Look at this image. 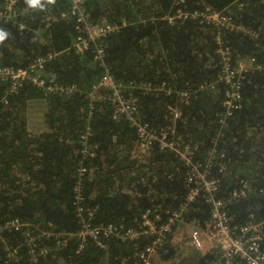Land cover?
Masks as SVG:
<instances>
[{
  "label": "trees",
  "instance_id": "trees-1",
  "mask_svg": "<svg viewBox=\"0 0 264 264\" xmlns=\"http://www.w3.org/2000/svg\"><path fill=\"white\" fill-rule=\"evenodd\" d=\"M6 1L0 0V10ZM185 1H83L92 23L118 26L102 40L114 78L124 85L165 81L171 89L134 91L138 119L158 135L168 132L175 144L161 148L154 142L143 153L136 150L137 126L125 116L116 119L108 100L88 96L103 70L91 49L78 52L74 47L78 22L71 12L73 0H15V14L0 19L5 34L0 66L27 67L44 57L49 83L78 86L72 94L45 96L29 83L8 93L0 80V264H146L142 251L159 236L125 232L141 231L147 210L158 232L166 225L172 234L166 240L163 232V244H156L150 259L171 264L179 255L171 242V219L204 227L211 218L201 189L188 199L195 186L189 181L190 157L211 164L208 176L220 179L218 196L227 201L235 224L264 218V0ZM206 7L225 11L243 25L221 33L233 66L245 58L259 66L244 72L242 107L232 114L224 106L227 84L219 76L218 34L199 20H168L179 8L192 12ZM184 91L188 103L181 101ZM34 98L46 100L45 126L32 129L26 111ZM170 105L181 110L179 117ZM88 130V142L96 145L91 157L80 153L81 134ZM186 145L193 152L182 156L179 150ZM81 165L87 166L85 172ZM78 184L84 217L94 226L115 227L98 240L87 238L80 251ZM219 257L206 253L202 263ZM223 264L247 262L234 255Z\"/></svg>",
  "mask_w": 264,
  "mask_h": 264
},
{
  "label": "built area",
  "instance_id": "built-area-1",
  "mask_svg": "<svg viewBox=\"0 0 264 264\" xmlns=\"http://www.w3.org/2000/svg\"><path fill=\"white\" fill-rule=\"evenodd\" d=\"M83 1L73 0L71 7V12L78 22V34L75 38L74 47L78 52L91 49L94 59L103 70L101 78L93 85L88 96L92 101L108 100L112 104L113 115L116 119L125 116L133 125L137 126L138 141L136 143V150L139 153L147 151L154 142H158L161 148H174L175 144L168 139L171 136H169L168 132L158 135L148 123H142L138 119L139 97L134 95L135 90L138 92L141 91L142 93H157L161 90H166L167 93H170L171 89L167 87V82L163 81L159 84H153L143 80H132L128 85L118 82L111 73L106 57V46L102 41L109 33L117 30L118 26L108 22L92 23L90 15L83 7ZM185 2V0H176L177 4H183ZM14 3L15 0L6 1L4 10H0V19L9 18L15 14V10H13ZM176 19L199 20L204 25L212 26L213 31L215 30L217 32V41L220 44L218 52L222 57L219 76L227 84L224 106L227 109L226 112L232 114L235 110L242 107L241 82L244 78V72L250 69L244 67V59H239L237 65L235 67L233 66V56L229 48L223 46L221 33L226 30L238 31L243 28V25L231 14L221 10L210 11L208 7L204 8V10L195 9L192 12L179 8L175 15L168 17L171 23H175ZM253 61L254 59H251V62ZM44 66V57L35 58L27 67L0 66V80L7 84L8 93H17L27 83L41 89L45 96L56 93L72 94L77 90L78 86L76 84L63 85L49 83L44 75ZM251 69L254 70L255 68ZM189 99L190 95L188 92L184 91L181 93L182 102L188 103ZM93 104H91V107H93ZM170 109L174 111L175 117L180 116V109L172 105H170ZM220 121L223 122L224 120L221 119ZM89 135V130L81 134L83 141L80 153L83 156L91 157L95 154L96 145L88 142ZM185 149L182 151L179 150L182 156H187L193 152V149L189 145H186ZM210 157H214L212 152ZM187 162L192 165L189 181L195 184L188 199H193L199 193L200 189L204 192V197L211 207V218L204 226V229L218 245V250H213L208 253H218L221 257V259L219 257L218 259H210V261L208 259L206 260L208 262L204 264L227 263L234 255H239L245 259L247 264H264V218L259 222L251 221L243 225L235 224L233 222L234 218L227 211V201L218 196L220 179L217 176H208L211 164L202 166L201 162L193 161L192 157ZM79 170L85 172L87 166L81 165ZM83 199L81 184H78L76 187L75 202L80 205L79 216L83 218L82 223L87 225L90 220L84 217ZM143 218V225L140 226L141 231L134 232L127 230L125 232L126 236L132 237L138 233L144 236L149 233L153 234L158 232V224L154 220V217L150 215V210H147L143 214ZM83 224L77 232V235L81 238L79 251L84 248L87 238L98 240L102 232L105 234L108 232L106 235H110L115 230L112 224H108L105 226H97L85 232ZM192 225L195 229L191 233V240L197 248H200L203 245L202 231L200 228L203 227L196 223ZM159 231L166 232L168 231V227L163 225ZM162 239L163 235L159 236L156 240H152L146 246L145 250H143L141 256L146 264H151L150 258L155 252L156 244H160Z\"/></svg>",
  "mask_w": 264,
  "mask_h": 264
},
{
  "label": "rangeland",
  "instance_id": "rangeland-1",
  "mask_svg": "<svg viewBox=\"0 0 264 264\" xmlns=\"http://www.w3.org/2000/svg\"><path fill=\"white\" fill-rule=\"evenodd\" d=\"M243 65L245 68H248L250 70H252L251 68L258 69L257 68L258 65L254 61L251 62L250 58H245ZM45 104H46V100L40 99V98L30 99L27 102L26 113L28 116L29 125L32 129H34L36 126H45V119H44ZM202 166H206V165H203V163H202ZM83 227H84V230L86 232V231H89L90 229L95 228L97 226L96 225L94 226L89 222L87 225L83 224ZM171 228L174 229V231H173L174 233H173V237H172L171 242H172L173 248L175 249L176 253L180 254V257H181L182 253L184 255H187L188 251H190V254H188L184 258L179 257V260H178V258H177V260L173 259L171 261V264H185V263L186 264H203L202 263V257L206 253L211 252L213 250H218V245L216 244L215 240L207 232H205L204 227L200 228L202 231V239H203V242H202L203 245L200 248H197L191 240V233L195 229V227L193 225H191V224L189 225V224L185 223L184 220H181V219H176V220L173 219L172 223H171ZM106 234H108V232H106ZM169 234H170V232L169 233L165 232L164 237L166 240H167V238H169L172 235V234L171 235H169ZM152 235L162 236L163 232L159 231V232L153 233V234L149 233L146 236L150 237ZM161 244H163V242ZM161 244H159V245H161ZM159 245H157V246H159ZM156 251H157V249H155V253L152 255L153 258L156 254ZM220 259H221V257H220ZM187 260H189V261H187ZM182 261H185V262H182ZM150 262H151V264H153L152 260H150Z\"/></svg>",
  "mask_w": 264,
  "mask_h": 264
},
{
  "label": "crops",
  "instance_id": "crops-1",
  "mask_svg": "<svg viewBox=\"0 0 264 264\" xmlns=\"http://www.w3.org/2000/svg\"><path fill=\"white\" fill-rule=\"evenodd\" d=\"M188 254H190V251H188ZM187 254V255H188ZM187 255H184L183 253H182V255H181V257H180V254L177 256V258H178V260H179V257L180 258H184V257H186ZM197 257V256H196ZM177 260V259H176ZM186 261V260H185ZM185 261H182V262H185ZM187 261H189V260H187ZM186 264V263H185Z\"/></svg>",
  "mask_w": 264,
  "mask_h": 264
},
{
  "label": "clouds",
  "instance_id": "clouds-1",
  "mask_svg": "<svg viewBox=\"0 0 264 264\" xmlns=\"http://www.w3.org/2000/svg\"><path fill=\"white\" fill-rule=\"evenodd\" d=\"M29 2H35V0H29ZM4 33H2V32H0V40H2L3 38H4ZM5 66H7V65H5Z\"/></svg>",
  "mask_w": 264,
  "mask_h": 264
}]
</instances>
